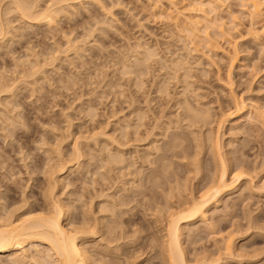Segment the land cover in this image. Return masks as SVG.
<instances>
[{"label": "rangeland", "instance_id": "374dc122", "mask_svg": "<svg viewBox=\"0 0 264 264\" xmlns=\"http://www.w3.org/2000/svg\"><path fill=\"white\" fill-rule=\"evenodd\" d=\"M14 1L0 0V21L11 25L7 34H0V211H4V215L13 211L14 216L33 215V212L46 214L52 196L68 209L67 219L63 221L65 229L71 233L77 231L79 237L87 236L86 230L93 231L96 218L101 219L100 233L89 235V232L88 237L80 241L85 249H90L93 264H102L107 258L114 261L112 264H162L165 258L162 246L170 218L167 215L179 210L177 207L181 204H190L191 197H198L200 191L211 185L209 181L216 171L215 161L211 160L216 159L219 173V156L212 153L210 144L218 139L219 144L222 143L219 153L224 149L219 158L232 162L230 172H236L244 163L237 170V173L242 170V177L218 204L210 206L208 214L213 220L209 219V229L198 219L188 226L182 223L186 226V230L182 228L185 233L181 237L183 252L191 263L195 258L200 260L207 256L213 258L210 264H264V34L252 38L248 32L253 20L249 16L250 5L242 6L245 0H228L214 10L208 8V4L196 5L194 8H203V12L194 8L193 12L190 10L195 0H173L175 5L169 0H92L79 4L67 0V3L63 1L67 5L62 4L60 18L51 26L26 19L17 10H8ZM26 1L27 5L30 2L36 5L34 10L49 2V5L57 4L55 0ZM176 8L184 9L181 15L176 13ZM262 13L264 15V11ZM193 17L200 18L199 25L194 23ZM263 18H259L261 23L257 19L258 22H252L259 27ZM193 25L198 28L193 29ZM183 26L188 27L187 30ZM145 48L153 50L154 58L145 55ZM235 51L237 60H231ZM234 96L248 107L219 126V112L222 109L231 113ZM185 101H189L191 107L185 105ZM184 106L208 119L193 124L194 121L184 119L187 117L185 109H181ZM211 136L214 139L210 140ZM111 153L120 157L108 159ZM103 194L107 198H101ZM163 205L171 210H165ZM112 206L114 212L110 210ZM119 217L122 223L115 232L124 229L128 235L117 241L110 239L111 242L108 234L103 237L107 229L104 225L112 219L119 221ZM79 228L82 232H78ZM226 235H231L228 237L235 251L232 256L222 248L221 241ZM40 247L45 246L40 244ZM0 264L11 263L0 256Z\"/></svg>", "mask_w": 264, "mask_h": 264}, {"label": "bare ground", "instance_id": "6f19581e", "mask_svg": "<svg viewBox=\"0 0 264 264\" xmlns=\"http://www.w3.org/2000/svg\"><path fill=\"white\" fill-rule=\"evenodd\" d=\"M14 1V0H13ZM24 0H15L14 2H12L11 4V6H9V9L8 10H17V12H20L21 13V15L24 17V18H26V19H32V20H35V23H36V21H38L37 23H46V24H48V25H51L52 26V24L54 23V21H56L55 19H57L58 17H59V15L58 14H62L63 12H62V8L64 7L62 4H64L65 2L67 3V0H55V2L58 4V3H60V2H62L61 3V5H60V7H56V6H59V5H57V4H55V6H53V4H51V5H49V3L46 5V6H44V7H42V6H40L39 8L40 9H36V10H34V8H36V5H30V3H29V5H27L28 4V1H24ZM30 1V0H29ZM37 0H35L34 2H36ZM51 1V0H50ZM63 1H65L64 3H63ZM68 1H72V3H77V4H79L80 2H88V1H92V0H68ZM98 0H96V2H97ZM100 1V0H99ZM98 1V2H99ZM157 1H159V0H157ZM170 2V4H172V5H175L176 4V2H175V4H173L172 2H173V0L171 1V0H169ZM196 1V0H195ZM194 1V3H195V5H194V3H193V5L191 6L192 8H191V10L190 11H193V8L194 7H197V6H203L204 4L205 5H207L208 4V8H210V9H212V10H214L216 7H218V6H221V3H225V1H228V0H198V2H195ZM230 1V0H229ZM246 1V4H242V6L243 5H247V3L250 5H248L249 7V16H250V18L251 19H253L252 21H257V20H259L260 22H258V23H261V20L260 19H262L263 17L262 16H264L263 15V13H262V11H264L263 9V7H262V5H264V0H245ZM33 2V1H32ZM38 2V1H37ZM53 2H54V0H53ZM52 2V3H53ZM83 2V3H84ZM151 2H154V1H151ZM65 3V4H66ZM82 3V4H83ZM157 3V2H156ZM39 3H37V5H38ZM192 4V3H191ZM8 5H9V3H8ZM45 5V4H44ZM67 5V4H66ZM81 5V4H80ZM197 5V6H196ZM55 7V8H54ZM68 7V6H67ZM70 7V6H69ZM72 7V6H71ZM73 7H74V5H73ZM7 8V7H6ZM65 8H66V6H65ZM64 8V9H65ZM190 8V7H189ZM177 9L178 8H176L175 10L177 11ZM180 9V8H179ZM178 9V12H176V13H178L179 15H181V13L180 12H183L184 11V9H181V10H179ZM195 10L197 9V8H194ZM203 10V8H200V9H197L198 11L199 10ZM201 10V11H202ZM10 11H9V14H10ZM13 11H11V12H13ZM63 11H65V10H63ZM107 11V10H106ZM109 11V10H108ZM107 11V12H108ZM167 11V10H166ZM206 11V10H205ZM204 11V12H205ZM211 11V10H210ZM6 11H5V9H4V13H5ZM61 12V13H60ZM193 12H195V11H193ZM193 12H191V13H193ZM203 12V11H202ZM168 13V12H167ZM190 13V12H189ZM6 14V13H5ZM177 14V15H178ZM184 14V13H183ZM202 14V13H201ZM1 15V14H0ZM7 15V14H6ZM204 15H206V14H204ZM2 16V15H1ZM4 16V15H3ZM21 16V17H22ZM195 16V15H194ZM199 16V15H198ZM197 16V17H198ZM7 17V16H6ZM16 17V16H15ZM185 17V16H184ZM191 17V16H190ZM233 17V16H232ZM9 18H10V16H9ZM8 18V19H9ZM60 18V17H59ZM194 18V17H193ZM260 18V19H259ZM7 19V20H8ZM184 19V18H183ZM192 19V18H191ZM194 19H196V18H194ZM198 19V18H197ZM195 20L194 21V23L196 22H198L199 20H200V18H199V20ZM255 19V20H254ZM257 19V20H256ZM264 19V18H263ZM0 20H1V18H0ZM4 20H6V18L4 19ZM190 19H188V21H189ZM193 20V19H192ZM192 20L189 22V24L191 25L192 23ZM185 21V20H184ZM187 21V22H188ZM251 20H250V29H248L249 31V33L250 34H252V38L254 37H256V36H258L259 34H261V35H263L264 34V22H262V24H260L259 25V27H256L255 25H254V23L252 22ZM262 21H264V20H262ZM10 22H11V20H10ZM26 22V21H25ZM31 22V21H30ZM256 22V23H257ZM32 23H34V22H32ZM34 23V24H35ZM56 23V22H55ZM255 23V24H256ZM25 24V23H24ZM10 24L8 23V21H6V22H3V20L2 21H0V34L2 35V36H4V34H7L8 33V28H10V26H9ZM14 25V24H13ZM33 25V24H32ZM41 25V24H40ZM178 24H176V26H177ZM183 25V24H182ZM185 25V24H184ZM196 25H199V23H197ZM24 26V25H23ZM26 26H28L27 24H26ZM30 26V25H29ZM188 26V25H187ZM192 26V25H191ZM190 26V27H191ZM195 25H193V29L194 28H198V27H194ZM181 27V26H180ZM184 27V26H183ZM182 27V28H183ZM185 27H186V25H185ZM184 27V28H185ZM26 28V27H25ZM24 28V29H25ZM181 28V29H182ZM183 28V29H184ZM188 28V27H187ZM187 28H185L186 30H187ZM23 29V28H22ZM183 29H182V31H183ZM192 29V27L190 28V30ZM12 30H14L13 28H12ZM11 30V31H12ZM17 30H19L18 28L16 29V31ZM196 30V29H195ZM10 31V30H9ZM185 31V30H184ZM192 31V30H191ZM190 31V32H191ZM197 31H200V30H196V32ZM14 33V32H13ZM16 33V32H15ZM14 33V34H15ZM194 33V32H193ZM248 33V34H249ZM10 34V33H9ZM192 34V33H191ZM0 35V36H1ZM192 35H194V34H192ZM253 35H256V36H253ZM7 36V35H6ZM5 36V37H6ZM250 37H251V35H250ZM260 37V36H259ZM263 37V36H262ZM257 38V37H256ZM6 40V38H4V41ZM1 41V40H0ZM7 41V40H6ZM257 41V40H256ZM4 44V43H3ZM235 44V43H234ZM140 46V45H139ZM213 46V45H212ZM148 47V46H147ZM79 49V48H78ZM152 49V48H151ZM236 49V48H235ZM234 49V50H235ZM238 51V50H237ZM237 51H235L234 52V57H233V59L231 58V60H235L237 57H238V54H237ZM142 52H144V51H142ZM145 52H146V54L145 55H147L149 58L150 57H152V58H154V56H152L154 53H153V50H149V49H147V48H145ZM144 52V53H145ZM157 53V52H156ZM237 54V55H236ZM144 55V56H145ZM233 55V54H232ZM229 57V56H228ZM151 58V59H152ZM159 58V57H158ZM235 58V59H234ZM147 59V58H146ZM146 59H144L145 60V62H146ZM138 60V59H137ZM150 60V59H149ZM237 60V59H236ZM29 61V60H28ZM133 61H136V59L134 58V60ZM139 61V60H138ZM30 62V61H29ZM37 62V61H36ZM137 62V61H136ZM175 62H176V60H175ZM229 62H230V60H229ZM236 62V61H235ZM133 63H135V62H133ZM143 63V62H142ZM171 63H173V62H171ZM182 63V62H181ZM231 63H233V62H231ZM38 64H39V62H38ZM176 64V63H175ZM33 65V64H32ZM130 65H132L131 63H130ZM138 65H139V63H138ZM174 65V64H173ZM177 65V64H176ZM175 65V66H176ZM231 65H233V64H231ZM142 67V66H141ZM181 67V66H180ZM184 66H182V68H183ZM41 68V67H40ZM179 68V67H178ZM142 69V68H141ZM144 69V68H143ZM142 69V70H143ZM177 68L175 67V70H176ZM181 69V68H180ZM182 70V69H181ZM141 71V70H140ZM36 72V71H35ZM41 72H43V71H41ZM229 72V71H228ZM187 74V73H186ZM186 74H184L185 76H186ZM183 75V76H184ZM184 78V77H183ZM163 81V80H162ZM165 81V80H164ZM15 82V81H14ZM11 83V82H10ZM164 83V82H163ZM14 84V83H13ZM16 84V83H15ZM18 84V83H17ZM161 84V83H160ZM185 84V83H184ZM4 85V84H3ZM5 85H7V84H5ZM9 85V84H8ZM164 85H166V84H164ZM15 85H13L12 87H14ZM138 86H140L139 85V83H138ZM159 86V85H158ZM187 86V85H186ZM185 86V87H186ZM189 86V85H188ZM187 86V87H188ZM12 87H11V89H12ZM163 87V86H162ZM191 87V86H190ZM6 88V87H5ZM8 88H10V87H8ZM15 88H16V86H15ZM14 88V89H15ZM160 88H161V86H160ZM193 88V87H192ZM7 89V88H6ZM162 89V88H161ZM160 89V90H161ZM188 89V88H187ZM163 90V89H162ZM193 90V89H192ZM8 91V90H7ZM10 91V90H9ZM165 91H166V89H165ZM184 92V91H183ZM188 92V91H187ZM169 93V92H168ZM185 93V92H184ZM166 94H167V92H166ZM234 94V93H233ZM182 96V95H181ZM185 96V95H184ZM230 96H232V95H230ZM180 97V96H179ZM183 97V96H182ZM232 98V97H231ZM178 99V98H177ZM185 99H187V98H185ZM189 99V98H188ZM177 101V100H176ZM184 102V101H183ZM183 102H182V107H183ZM186 102V101H185ZM188 103H190L189 101H188ZM188 103L186 102V104L185 105H188ZM193 104V103H192ZM177 105V104H176ZM194 105V104H193ZM232 105H233V109L232 110H230L231 111V113H225V111L223 112L222 111V109H221V113L219 112V115H218V125L219 126H221V125H223L224 123H226L227 121H229V119L230 118H232V117H234L235 115H237V114H241V113H243V112H245L244 110H246L247 109V107L248 106H246V104L244 103V101H242V99H239L237 96L235 97H233V101H232ZM181 106V105H180ZM190 105H188V107H189ZM191 107V106H190ZM149 108V107H148ZM196 108V107H195ZM89 109V108H88ZM93 109V108H92ZM181 109H185V106H184V108H181ZM199 109V108H198ZM206 109H207V107H206ZM206 109H204V110H206ZM209 109V108H208ZM90 110V109H89ZM193 110V109H192ZM191 109H189V108H187L186 107V109L185 110H183V111H186V113L185 114H187V117H185L184 119H189V121H191V122H193L194 121V123L193 124H195V123H198L199 121H201V122H203L204 123V120H206V119H208V117L206 118L205 116L203 117H200L196 112L194 113V111H192ZM202 110V109H201ZM196 111V110H195ZM200 111V110H199ZM198 111V112H199ZM233 111V112H232ZM248 111V110H247ZM93 112V111H92ZM209 112H210V110H209ZM87 113V112H86ZM183 113V115H185ZM88 114H91V112L89 113L88 112ZM87 114V115H88ZM142 114V113H141ZM210 113H208V115H209ZM263 114V113H262ZM140 115V114H139ZM204 115H205V113H204ZM207 115V116H208ZM211 115V114H210ZM94 116V115H93ZM136 116H138V115H136ZM179 116V115H178ZM181 116V115H180ZM179 116V117H180ZM217 116V115H216ZM238 116V115H237ZM135 117V116H134ZM181 118H182V116H181ZM143 119V118H142ZM183 119V118H182ZM258 119V118H257ZM242 120V119H241ZM264 120V119H263ZM137 121H138V119H137ZM140 121V120H139ZM143 121V120H142ZM159 121H161V120H159ZM179 121H180V119H179ZM185 121V120H184ZM210 121H211V119H210ZM250 121V120H249ZM253 121V120H252ZM255 121V120H254ZM206 122V121H205ZM232 122V121H231ZM239 122V121H238ZM11 123H12V121H11ZM125 123V122H124ZM138 123V122H137ZM150 123H151V121H150ZM184 123V122H183ZM186 123V122H185ZM207 123H208V121H207ZM233 123V122H232ZM251 123V122H250ZM9 124H10V122H9ZM134 124V123H133ZM179 124V123H178ZM177 124V125H178ZM189 124V123H188ZM188 124L186 125L187 127H188ZM192 124V123H191ZM206 124V123H205ZM240 124V123H239ZM122 125V124H121ZM174 125V124H173ZM182 125V124H181ZM198 125V124H197ZM234 125V124H233ZM135 127L137 126V125H134ZM145 126V125H144ZM175 126H176V124H175ZM199 126V125H198ZM119 127V126H118ZM128 127V126H127ZM134 127V128H135ZM167 127V126H166ZM186 127V128H187ZM191 127V126H190ZM241 127V126H240ZM120 128V127H119ZM147 128V127H146ZM150 128V127H149ZM152 128V127H151ZM155 129H156V127H154ZM153 128V129H154ZM170 128V127H169ZM179 128V127H178ZM184 128V127H183ZM102 129V128H101ZM104 129V128H103ZM130 129V128H129ZM133 129V128H132ZM190 129H193V127L192 128H190ZM189 129V130H190ZM219 129V128H218ZM217 129V130H218ZM220 129H221V127H220ZM238 129V128H237ZM241 129V128H240ZM100 130V129H99ZM134 130V129H133ZM138 130H139V128H138ZM137 129H136V131H138ZM160 130V129H159ZM239 130V129H238ZM101 131V130H100ZM122 131V130H121ZM126 131V130H125ZM130 131H131V129H130ZM135 131V132H136ZM148 131V130H147ZM153 131V130H152ZM157 131V130H156ZM169 131V129L167 130V132ZM170 131H172V130H170ZM220 131V130H219ZM102 133L103 132H101L100 133V135H101V137H102ZM143 133V132H142ZM148 133V132H147ZM151 133V132H150ZM192 133V132H191ZM218 133V132H217ZM216 133V134H217ZM223 133V132H222ZM96 134V133H95ZM106 134V133H105ZM104 134V135H105ZM122 134V133H121ZM139 134V133H138ZM153 134V133H152ZM151 134V135H152ZM108 135V134H107ZM127 135V134H126ZM149 135V134H148ZM210 135V134H209ZM219 135V134H218ZM94 136V135H93ZM115 136V135H114ZM124 135L122 134V137H123ZM134 136V135H133ZM147 136V135H146ZM159 136V135H158ZM164 136V135H163ZM106 137V136H105ZM112 137V136H111ZM126 137V136H125ZM135 137H137V136H135ZM153 137V136H152ZM216 137H217V135H216ZM95 138V137H94ZM97 138H99L98 136H97ZM114 138V137H113ZM124 138V137H123ZM217 138H220V137H217ZM92 139H93V137H92ZM100 139V138H99ZM127 139V138H126ZM133 139V138H132ZM143 139V138H142ZM148 139V138H147ZM205 139V138H204ZM212 139H214L212 136H211V138H210V140H212ZM216 139V138H215ZM221 139V138H220ZM96 140H98V139H96ZM102 140V139H101ZM114 140H116V139H114ZM140 140H141V138H140ZM144 140V139H143ZM155 140V139H154ZM175 140H177V139H175ZM179 140H181V139H179ZM195 140V139H194ZM99 141V140H98ZM123 141H125V139H123ZM134 141H136V140H134ZM142 141V140H141ZM151 141H152V139H151ZM162 141V140H161ZM172 141V140H171ZM202 141V140H201ZM208 141H209V139H208ZM207 141V142H208ZM76 142V141H75ZM102 142V141H101ZM108 142V141H107ZM175 142H177V145H179L178 144V140L177 141H175ZM173 143L174 144V146L176 145V143ZM181 142H183V141H180V143ZM195 142H196V140H195ZM206 142V143H207ZM96 143V142H95ZM113 143V142H112ZM122 143V142H121ZM135 143V142H134ZM139 143V142H138ZM147 143V142H146ZM202 143H203V141H202ZM201 143V144H202ZM209 143V142H208ZM75 144V143H74ZM88 144V143H87ZM114 144V143H113ZM116 144H117V142H116ZM123 144V143H122ZM196 144H197V142H196ZM204 144V143H203ZM222 143H220L219 144V140L218 139H216L215 141H211V146H210V150L213 148V150H214V152H212V153H214V155H217V156H219V157H221L222 156V154H221V152H222V150H224V149H222L221 150V152L219 153V150H220V145H221ZM78 145V144H77ZM119 145H120V143H119ZM119 145H118V147H119ZM124 145V144H123ZM134 145V144H133ZM142 145V144H141ZM154 145V144H153ZM176 145V146H177ZM186 145V144H185ZM229 145V144H228ZM97 146H98V142H97ZM110 146V145H109ZM112 146V145H111ZM116 146V145H115ZM121 146V145H120ZM170 146H172V144L170 145ZM173 146V147H174ZM181 146V145H180ZM183 146V145H182ZM224 146V145H223ZM222 146V147H223ZM151 147V146H150ZM155 147H156V144H155V146L153 147L154 148V150H156L155 149ZM168 147V146H167ZM212 147V148H211ZM104 148V147H103ZM108 147H106V149H107ZM121 148H122V146H121ZM124 148V147H123ZM145 148V147H144ZM199 148V147H198ZM224 148V147H223ZM76 149V148H75ZM74 149V150H75ZM177 149V148H176ZM73 150V149H72ZM78 150V149H77ZM174 150V149H173ZM205 150V149H204ZM212 150V151H213ZM104 151V150H103ZM106 151H108V150H106ZM119 151V150H118ZM144 151V150H143ZM209 151V150H208ZM78 153H80L79 151H77ZM83 152H84V150H83ZM108 152H110V151H108ZM116 152V151H115ZM124 152V151H123ZM130 152V151H129ZM136 152H138V151H136ZM200 152V151H199ZM211 152V151H210ZM74 153H75V151H74ZM77 153V154H78ZM106 153V152H105ZM172 153V152H171ZM196 152H194L193 154H195ZM204 153V152H203ZM209 153V152H208ZM100 154V153H99ZM139 154V153H138ZM147 153H145V155H146ZM241 154H243V152L241 153ZM75 155V154H74ZM85 155V154H84ZM120 155H122V154H120ZM200 155V154H199ZM198 155V156H199ZM212 155V154H211ZM212 156L213 158H215L216 156ZM227 155H228V153H227ZM104 156V155H103ZM110 156H111V158H110ZM157 156V155H156ZM155 156V157H156ZM195 156H196V154H195ZM198 156L196 157V158H198ZM236 156V155H235ZM243 156V155H242ZM75 157H76V155H75ZM85 157V156H84ZM93 157V156H92ZM120 157V156H119ZM118 156L116 157V154H113L112 155V153H111V155H109L107 158L108 159H111V160H114V159H118L119 158ZM125 157V156H124ZM131 157H133V156H131ZM200 158H201V156H199ZM217 158L218 160V164H219V173L217 172V168L215 167V166H217V164L215 165V163H217L216 162V159L214 160V159H212L211 161L212 162H214V166H213V168H214V171L215 172H217V174H215V175H217V176H214V173L215 172H213V176L212 175H210V176H212L211 177V179H210V183H211V185L209 186V185H207V186H209V187H205L204 189H203V192H201L200 191V194H199V196L197 197L196 196V198H192L191 196V198H190V204L189 203H187L186 204V206H184L183 204H181L180 205V207L178 206L177 207V209H179V210H177V211H174V212H170L169 213V211H168V217H170L169 218V221H168V224H166L167 226H166V229H165V231H166V234H165V239H164V245L162 246V254H163V256H165V258H163V261L166 259L167 261L165 262V264L167 263V264H205V263H207V264H210L211 263V261L210 260H212V259H210L211 257H209V259L208 258H206V257H203V259H197V260H195L196 258V256L194 257L195 259H194V262L192 261V263H191V260L190 259H188V257L185 255V253L183 252V245L181 244V240H182V235H183V233L184 232H182V228L184 227V230H186L185 229V227L186 226H188V224H192V223H196V221H197V219L200 221V222H202V224H203V226H208V228L207 229H209L211 226H210V222H209V219H211L210 217H209V214L208 213H210L209 212V208H211L210 206H212L213 204L215 205L216 203L218 204L219 202H220V200L223 198V196L224 195H226V193H228L229 191H232V189H234V187H236V185L238 184V182H239V180L241 179V177H242V173H240L242 170H240V171H238V173H237V170L238 169H240V167L242 166V164H244V163H242L241 164V166L236 170V172L235 171H231L230 172V167H229V165L232 163H226L227 161L225 160V159H222V158ZM228 157H229V155H228ZM141 158V157H140ZM150 158H151V155H150ZM187 158V157H186ZM191 158V157H190ZM193 158H194V156H193ZM199 158V159H200ZM224 158V157H223ZM77 159V158H76ZM81 159V158H80ZM79 159V160H80ZM125 159V158H124ZM133 159V158H132ZM145 159V158H144ZM147 159L148 158H146L145 160L147 161ZM192 159V158H191ZM99 160V159H98ZM121 160V159H120ZM135 160V159H134ZM188 160H189V158H188ZM203 160V159H202ZM208 160V159H207ZM230 161H231V159H229ZM228 160V161H229ZM245 160V159H244ZM66 161V160H65ZM102 161V160H101ZM148 161H150V160H148ZM147 161V162H148ZM152 161V160H151ZM162 161H163V159H162ZM79 162V161H78ZM91 162V161H90ZM112 161H110L109 163H111ZM122 162V161H121ZM136 162V161H135ZM174 162V161H173ZM197 163V161L194 159V163ZM199 162V161H198ZM246 162V161H245ZM82 163V162H81ZM87 163V162H86ZM106 163V162H105ZM119 163V162H118ZM118 163H116V164H118ZM153 163V162H152ZM193 163V164H194ZM64 164V163H63ZM62 164V165H63ZM98 164H99V162H98ZM102 164V163H101ZM100 164V165H101ZM134 164V163H133ZM142 164V163H141ZM146 164V163H145ZM147 164H149V163H147ZM164 165H166L165 163H163ZM183 164V163H182ZM187 164H188V162H187ZM198 164V163H197ZM77 165V164H76ZM82 165V164H81ZM110 165H112V164H110ZM136 165V164H135ZM185 165V164H184ZM190 165V164H189ZM188 165V166H189ZM192 165V164H191ZM190 165V166H191ZM61 166V165H60ZM66 166H67V164H66ZM102 166H103V164H102ZM107 165H105V167H106ZM108 166H109V164H108ZM107 166V167H108ZM174 166V165H173ZM195 166V165H194ZM63 167H64V165H63ZM63 167H61V169H64ZM98 167V166H97ZM106 167V168H107ZM161 167H162V163H161ZM160 167V168H161ZM197 167V166H196ZM198 167H199V164H198ZM78 168V167H77ZM86 168V167H85ZM100 168H101V166H100ZM111 168V167H110ZM113 168V167H112ZM116 168V167H115ZM141 168V167H140ZM139 168V169H140ZM172 168V167H171ZM191 168V167H190ZM189 168V169H190ZM194 168V167H193ZM200 168V167H199ZM216 168V169H215ZM242 168H244V167H242ZM66 169V168H65ZM135 169V168H134ZM133 169V170H134ZM138 169V171H141V170H139ZM162 169V168H161ZM165 168H163L162 170H164ZM187 169V168H186ZM195 169V168H194ZM198 169V168H197ZM73 170V169H72ZM108 170L109 169H107V172H108ZM114 170V169H113ZM155 170V169H154ZM199 170V169H198ZM247 170V169H246ZM56 171V170H55ZM58 171V170H57ZM60 171V170H59ZM61 171H63V170H61ZM85 171H86V169H85ZM110 171V170H109ZM165 171V170H164ZM188 171V170H187ZM191 171V170H190ZM194 171V170H193ZM197 171V170H196ZM195 171V172H196ZM105 172V171H104ZM103 172V173H104ZM135 172V171H134ZM145 172V171H144ZM169 172V171H168ZM209 172V171H208ZM247 172V171H246ZM249 172V171H248ZM61 173V172H60ZM59 173V174H60ZM70 173V172H69ZM164 174H165V172H163ZM197 173V172H196ZM230 173L232 174L231 175V179L229 180V175H230ZM243 173H245V172H243ZM51 174V173H50ZM106 174V173H105ZM131 174V173H130ZM141 174V173H140ZM139 174V175H140ZM208 174H211V173H208ZM52 175V174H51ZM54 175V174H53ZM67 175V174H66ZM106 175H108V174H106ZM109 175H110V173H109ZM119 175V174H118ZM137 175V174H136ZM166 175H168V173L166 174ZM196 175V174H195ZM244 175H246V173L244 174ZM102 176V175H101ZM120 176V175H119ZM127 176V175H126ZM129 176V175H128ZM132 176V175H131ZM134 176V175H133ZM198 176V175H197ZM197 176H196V178H197ZM135 177V176H134ZM177 177V176H176ZM187 177V176H186ZM229 177V178H228ZM252 177V176H251ZM49 178H50V175H49ZM52 178V177H51ZM50 178V179H51ZM101 178V177H100ZM111 178V177H110ZM127 178V177H126ZM137 178V177H136ZM139 178V177H138ZM153 178H155V177H153ZM54 179V178H53ZM61 179V178H60ZM104 179H105V176H104ZM112 179V178H111ZM111 179H110V181H111ZM117 179V178H116ZM115 179V180H116ZM181 179V178H180ZM186 178H184V180H185ZM250 179V178H249ZM47 180H49V179H47ZM62 180V179H61ZM105 180H107V178L105 179ZM119 180V179H118ZM118 180H117V182H118ZM173 180V179H172ZM51 180H49V182H50ZM55 181V180H54ZM102 181H103V179H102ZM114 181V180H113ZM134 181H135V179H134ZM159 181V180H158ZM177 181V180H176ZM186 181H187V179H186ZM53 182V181H52ZM133 182V181H132ZM132 182H130V183H132ZM169 182V181H168ZM241 182V181H240ZM57 183V182H56ZM55 183V184H56ZM125 183V182H124ZM127 183V182H126ZM129 183V182H128ZM248 183H249V181H248ZM50 184H52L51 182H50ZM168 184V183H167ZM175 184V182L173 183V185ZM53 185V184H52ZM128 185V184H127ZM126 185V186H127ZM138 185H139V183H138ZM177 185V184H176ZM184 185H186L185 183H184ZM250 185V184H249ZM55 186V185H54ZM111 186V185H110ZM109 186V187H110ZM113 186V185H112ZM125 186V185H124ZM134 186V185H133ZM137 186V185H136ZM135 186V187H136ZM164 186V185H163ZM172 186V185H171ZM122 187V186H121ZM129 187H130V185H129ZM139 187V186H138ZM170 187V186H169ZM178 187V186H177ZM180 187H181V184H180ZM185 187H187V186H185ZM116 188H117V186H116ZM123 188V187H122ZM126 188V187H125ZM175 188V187H174ZM179 188V187H178ZM207 188V189H206ZM255 188V187H254ZM257 188V187H256ZM263 188V187H262ZM109 189V188H108ZM111 189V188H110ZM130 189V188H129ZM135 189V188H134ZM171 189V188H170ZM206 189V190H205ZM248 189H249V187H248ZM248 189H246V190H248ZM251 189V188H250ZM124 190H126V189H124ZM196 190H197V188H196ZM256 190V189H255ZM261 190V189H260ZM100 191H101V189H100ZM122 191H123V189H122ZM168 191H169V188H168ZM173 191H174V189H173ZM177 191H179V190H177ZM191 191H192V189H191ZM54 192V191H53ZM115 192V191H114ZM170 192H172V190L170 191ZM248 192H249V190H248ZM101 193V192H100ZM105 193V192H104ZM117 193V192H116ZM163 193H165V192H163ZM174 193V192H173ZM191 193V192H190ZM192 193H193V191H192ZM191 193V194H192ZM198 193V192H197ZM250 193V192H249ZM49 194H50V192H49ZM49 194H48V196H49ZM130 194H131V192H130ZM167 194V193H166ZM178 194H180L179 192H178ZM182 194V193H181ZM50 195H52V194H50ZM119 195V194H118ZM168 195H169V192H168ZM183 195V194H182ZM54 196V195H53ZM99 196V195H98ZM108 196V195H107ZM113 196V195H112ZM115 196V195H114ZM142 196H143V194H142ZM175 196V195H174ZM180 196V195H179ZM57 197V196H56ZM102 197H104V199L105 198H107V197H105L104 196V194H103V196H101V198ZM144 197V196H143ZM169 197V196H168ZM170 197H171V195H170ZM178 197V196H177ZM110 198V197H109ZM126 198H128V197H126ZM180 198H181V196H180ZM185 198V197H184ZM57 199L58 198H56V199H54V197H52V196H50V200H48L49 201V205L48 206H50L49 207V212L48 213H46L45 214V212L44 213H36V215H35V213L33 212V215H32V213H30V214H28L27 213V215L26 214H22V215H20V216H14V215H12L13 213V211L11 212V214H7V213H10V212H8L7 211V213H6V215H4L5 213H3L4 211H0L1 213H3V215L0 213V256H5L6 258H8V261H9V263H11V264H27V263H29V261H32L33 263H35V264H43V263H45V264H93V261L92 262H90V255L91 254H89L90 252H89V250H87V249H85L82 245H81V243H80V241L81 240H83V239H85L86 237H88V234L87 233H89L90 232V234L89 235H92V234H96V233H100V228L101 227H99L101 224V219L100 218H98L99 219V221L97 220V218H96V221H95V229L92 231H89V232H87V230H86V235L87 236H85V237H79V235H78V233H76L77 231H75V232H73V233H71V231L70 230H67V229H65V226L63 225V221L64 220H66L67 219V216H68V209H65L64 208V206L61 204V201H59V199H58V201L60 202H58L57 201ZM114 199V198H113ZM135 199V198H134ZM146 199H148V198H146ZM169 199V198H168ZM46 200V199H45ZM117 200H118V198H117ZM177 200V199H176ZM179 200V199H178ZM62 201H63V199H62ZM91 201H93V200H91ZM116 201V200H115ZM114 201V202H115ZM181 201H183V200H181ZM113 201H112V203H114ZM120 202V201H119ZM167 203H168V201H166ZM178 202V201H177ZM184 202V201H183ZM182 202V203H183ZM47 203V202H46ZM135 203V202H134ZM179 203V202H178ZM33 204V203H32ZM89 205H90V203H88ZM96 204V203H95ZM101 204V203H100ZM120 204V203H119ZM189 204V205H188ZM224 204V203H223ZM91 205H92V203H91ZM99 205V204H98ZM102 205H106V204H102ZM110 205V204H109ZM123 205V204H122ZM150 205V204H149ZM165 205H166V203H165ZM188 205V206H187ZM47 206V207H48ZM118 206V205H117ZM143 206V205H142ZM162 206V205H161ZM174 206V205H173ZM183 206V207H182ZM2 206H0V208H1ZM66 207V206H65ZM71 207H73V206H71ZM141 207V206H140ZM172 207V206H171ZM67 208V207H66ZM103 208H106V209H108V206L106 205V207H104L103 206ZM109 208H111V207H109ZM113 206H112V208L110 209L112 212H114L113 211ZM119 208V207H118ZM161 208V207H160ZM163 208H164V205H163ZM20 209V208H19ZM19 209H18V211H19ZM99 209V208H98ZM148 209V208H147ZM157 209H159V208H157ZM165 210H167L168 209V206H167V209L166 208H164ZM163 209V210H164ZM176 208H174L173 210H175ZM1 210V209H0ZM3 210H5V207L3 208ZM7 210V209H6ZM16 209H14V211H15ZM102 210H104L105 211V209H102ZM101 209H100V211H102ZM160 210H162V209H160ZM168 210H171V209H168ZM17 211V210H16ZM15 211V212H16ZM103 211V212H104ZM111 211H109L110 213H112ZM150 211V210H149ZM212 212H213V210H211ZM215 211V210H214ZM217 211V210H216ZM86 212V211H85ZM84 211H83V213H85ZM88 212H90V211H88ZM107 212V211H106ZM128 212V211H127ZM156 212V211H155ZM25 213V212H24ZM94 213V212H93ZM98 213V212H97ZM122 213V212H121ZM166 213V212H165ZM71 214V213H70ZM86 214V213H85ZM84 214V215H85ZM92 214V213H91ZM104 214V213H103ZM109 214V213H108ZM157 214H159V213H157ZM26 215V216H25ZM98 215V214H97ZM111 215V214H110ZM112 215H113V213H112ZM151 215V214H150ZM160 215V214H159ZM211 215V214H210ZM96 216V215H95ZM103 216V215H102ZM157 216V215H156ZM163 216V215H162ZM83 217V216H82ZM87 216H85V218H86ZM112 217V216H111ZM114 217V216H113ZM153 217V216H152ZM159 217V216H158ZM158 217H155V218H158ZM167 217V218H168ZM85 218L83 219L84 221H85ZM104 218V217H103ZM159 218H161V217H159ZM93 219V218H92ZM115 219V218H114ZM120 219V217L118 218V220ZM104 220V219H103ZM103 220H102V222H103ZM154 220V219H153ZM156 220V219H155ZM160 220H162V219H160ZM165 220V219H164ZM211 220H213V219H211ZM94 222V221H93ZM157 222H158V220H157ZM214 222V221H213ZM218 222V221H217ZM82 223V221H80V224ZM84 223H86V221L84 222ZM90 223V222H89ZM122 223V221H121V219L119 220V221H113V219H112V222L110 221V222H108L107 221V223L105 222V224H107V225H104V227H106L107 229L105 230L106 232L105 233H103L102 234V232H101V234L103 235V237L105 236V234L107 235V238H109V240L110 239H112L113 241L114 240H120V239H124V237L126 236V235H128V233L126 234V232H124V229H122V230H120V231H116L115 232V229L120 225ZM163 223V222H162ZM167 223V222H166ZM187 224L186 226H183V224ZM215 223V222H214ZM92 224V223H91ZM100 224V225H99ZM102 224H104V223H102ZM213 224V223H212ZM66 225V224H65ZM82 225V224H81ZM84 225V224H83ZM90 225V224H89ZM197 225V224H196ZM88 226V225H87ZM103 226V225H102ZM124 226V225H123ZM182 226V227H181ZM210 226V227H209ZM214 226V225H213ZM86 227V226H85ZM89 227V226H88ZM121 227V226H120ZM119 227V228H120ZM126 227V226H125ZM163 227V226H162ZM161 227V228H162ZM75 228V227H74ZM82 228V227H81ZM92 228H94L93 226H92ZM103 228V227H102ZM122 228V227H121ZM120 228V229H121ZM140 228V227H139ZM88 229V228H87ZM89 229H90V227H89ZM195 229V228H194ZM216 229V228H215ZM78 230V229H77ZM117 230V229H116ZM135 230V229H134ZM138 230V229H137ZM214 230V229H213ZM213 230L211 231V232H213ZM74 231V230H73ZM83 231H85V230H83ZM101 231H103V229L101 230ZM195 231V230H194ZM200 231V230H199ZM217 231V230H216ZM78 232H82V230H80V228H79V230H78ZM104 232V231H103ZM135 232V231H134ZM138 232V231H137ZM186 232H188V231H186ZM190 232V231H189ZM98 233V234H99ZM133 233V232H132ZM197 233V232H196ZM232 233V232H231ZM80 234V233H79ZM81 234H84V232L83 233H81ZM187 234V233H186ZM78 235V236H77ZM134 235H136V234H134ZM184 235H185V233H184ZM183 235V236H184ZM227 236V235H226ZM228 236H230L231 237V235H228ZM226 237V238H222L223 240L221 241V239H220V241H221V243H223V247L222 248H224V250L225 251H227L229 254H231V255H229V256H232V254L235 252H233V242H232V240L230 239V237ZM102 237V238H103ZM106 237V236H105ZM127 237V236H126ZM132 237V236H131ZM182 237V238H181ZM106 238V239H107ZM181 238V239H180ZM209 238V237H208ZM105 239V238H104ZM106 239L104 240V241H106ZM128 239V238H127ZM186 239V238H185ZM102 240V239H101ZM203 240V239H202ZM217 240V239H216ZM111 241V240H110ZM151 241V240H150ZM109 242V241H108ZM112 242V241H111ZM125 242V241H124ZM130 242V241H129ZM128 242V243H129ZM201 242V241H200ZM216 242H218V240L216 241ZM118 243V242H117ZM136 243V242H135ZM159 243V242H158ZM163 243V242H162ZM205 243V242H204ZM220 243V242H219ZM40 244H44V246L45 247H43V249H42V247H40ZM84 244H86V243H84ZM112 244V243H111ZM121 244V243H120ZM123 244V243H122ZM125 244V243H124ZM132 244V243H131ZM95 245V244H94ZM153 245V244H152ZM158 245V244H157ZM134 246V245H133ZM132 246V247H133ZM184 246H185V244H184ZM39 247L41 248V249H39ZM154 247H156V246H154ZM122 248V247H121ZM149 248V247H148ZM158 248V247H157ZM161 248V247H160ZM218 248V247H217ZM154 249V248H153ZM218 249H220V248H218ZM221 250V249H220ZM101 251V250H100ZM132 251V250H131ZM139 251V250H138ZM200 251V250H199ZM223 251V250H222ZM236 251H237V249H236ZM97 252H99V251H97ZM116 252V251H115ZM153 252V251H152ZM206 252V251H205ZM219 252V251H218ZM240 252H242V251H240ZM109 253V252H108ZM118 253H119V251H118ZM121 253V252H120ZM194 253V252H193ZM226 253V252H225ZM237 253V252H236ZM239 253V252H238ZM107 254V253H106ZM198 254V253H197ZM205 254V253H204ZM204 254H201V255H204ZM212 254V253H211ZM240 254V253H239ZM242 254V253H241ZM96 255V254H95ZM138 255V254H137ZM160 255H161V253H160ZM159 255V256H160ZM193 255V254H192ZM196 255V254H195ZM200 255V254H199ZM219 255H220V253L217 255L218 256V258H219ZM223 255V254H222ZM102 256V255H101ZM106 256H108V255H106ZM147 256V255H146ZM224 256V255H223ZM236 256V255H235ZM92 257V256H91ZM130 257V256H129ZM138 257V256H137ZM162 256H160V258H161ZM213 257V256H212ZM127 258V257H126ZM133 258V257H132ZM150 258V257H149ZM215 258V257H214ZM217 258V259H218ZM240 258V257H239ZM99 259V258H98ZM97 259V260H98ZM102 259V258H101ZM104 259H106V258H104ZM108 259V258H107ZM106 259V261L104 262V263H102V264H112V262H114L112 259H108L107 260ZM133 259H135V258H133ZM143 259V258H142ZM151 259V258H150ZM217 259H215L214 261H216ZM124 260V259H123ZM101 261V260H100ZM162 261V264L164 263ZM213 261V260H212ZM218 261H219V259H218ZM218 261H217V263H218ZM57 262V263H56ZM103 262V261H102ZM125 262V261H124ZM129 262V261H128ZM135 262H136V260H135ZM100 263V262H99ZM119 263V262H118ZM132 263V262H131ZM147 264V263H146ZM150 264V263H149ZM151 264H153V263H151ZM214 264V263H213Z\"/></svg>", "mask_w": 264, "mask_h": 264}, {"label": "snow or ice", "instance_id": "6c2138e0", "mask_svg": "<svg viewBox=\"0 0 264 264\" xmlns=\"http://www.w3.org/2000/svg\"><path fill=\"white\" fill-rule=\"evenodd\" d=\"M262 7H264V5H262Z\"/></svg>", "mask_w": 264, "mask_h": 264}]
</instances>
